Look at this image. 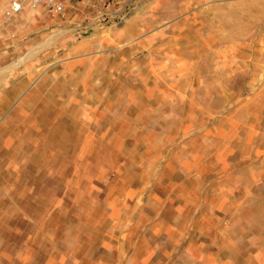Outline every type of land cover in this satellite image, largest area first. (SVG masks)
<instances>
[{"label":"rangeland","instance_id":"1","mask_svg":"<svg viewBox=\"0 0 264 264\" xmlns=\"http://www.w3.org/2000/svg\"><path fill=\"white\" fill-rule=\"evenodd\" d=\"M67 3L0 23V264H264V0Z\"/></svg>","mask_w":264,"mask_h":264},{"label":"built area","instance_id":"2","mask_svg":"<svg viewBox=\"0 0 264 264\" xmlns=\"http://www.w3.org/2000/svg\"><path fill=\"white\" fill-rule=\"evenodd\" d=\"M67 2L68 0H2L0 23L12 29L28 16L32 20L37 19V13L55 16L67 9Z\"/></svg>","mask_w":264,"mask_h":264}]
</instances>
